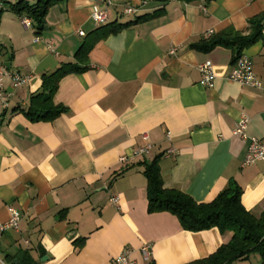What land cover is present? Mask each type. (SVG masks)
Here are the masks:
<instances>
[{
    "label": "crops",
    "instance_id": "1",
    "mask_svg": "<svg viewBox=\"0 0 264 264\" xmlns=\"http://www.w3.org/2000/svg\"><path fill=\"white\" fill-rule=\"evenodd\" d=\"M16 1L0 0V63L28 75L19 87L4 80L0 221L9 218L8 206L20 215L17 230L0 234L8 264H110L124 247L136 264H146L143 244L153 264H189L227 243L229 231H189L168 211H148L140 163L155 158L164 188L209 202L234 181L244 208L264 213V160L243 165L250 138L264 140V39L242 51L260 88L228 79L236 61L230 48L191 46L228 29L244 31L264 12V0H111L99 25L90 18L95 0H65L48 9L38 30L9 10ZM124 5L137 11L123 14ZM86 45L90 67L63 76L53 95L66 112L53 121L29 120L19 110L39 91L42 75L74 62ZM205 61L212 64V88L199 84L198 64ZM241 116L249 119L246 138L234 133ZM142 133L153 144L149 154L121 164L120 156L144 144ZM168 148L176 154L166 156ZM230 264L264 258L255 252Z\"/></svg>",
    "mask_w": 264,
    "mask_h": 264
},
{
    "label": "trees",
    "instance_id": "2",
    "mask_svg": "<svg viewBox=\"0 0 264 264\" xmlns=\"http://www.w3.org/2000/svg\"><path fill=\"white\" fill-rule=\"evenodd\" d=\"M63 1L65 0H36L30 3L27 0H17L10 3L9 10L21 18H28L30 24L38 30L44 24L48 9ZM158 1L164 4L169 0ZM181 1L191 3L211 0ZM162 9L163 7L151 14L139 16L133 21L119 24L110 31L126 28L155 17ZM260 39H264V12L249 18L244 31L228 29L212 34L191 46L203 51L217 46L230 48L235 61L244 48ZM91 47L92 45L80 47L73 56L74 62L62 63L55 70L44 73L39 91L31 96L28 106L19 111L31 121H53L65 113L64 106L54 104L53 95L63 76L71 72L80 73L90 67L88 53ZM4 111L2 109L0 112V125ZM140 164L143 166V174L147 180L148 211H168L174 214L185 230L201 231L217 227L221 233L229 231L232 234L230 240L220 245L212 254L189 264H230L244 260L255 252L264 258V213L255 216L244 208L241 203L242 190L234 181H230L226 188L211 201L197 202L180 190L163 187L157 158ZM150 264L153 263L150 262Z\"/></svg>",
    "mask_w": 264,
    "mask_h": 264
},
{
    "label": "built area",
    "instance_id": "3",
    "mask_svg": "<svg viewBox=\"0 0 264 264\" xmlns=\"http://www.w3.org/2000/svg\"><path fill=\"white\" fill-rule=\"evenodd\" d=\"M97 5L91 13V20L95 25L102 24L107 21L108 16L106 13V7L112 4L111 0H95ZM137 11V8L132 5H124L122 12L123 14H133ZM23 22L25 24H30V20L28 18H23ZM212 32H208L210 35ZM78 34L81 36L85 35L84 30H78ZM198 70L200 72V80L199 84L207 87H213L214 73L212 70V64L210 61H205L198 64ZM5 78H9L15 87L22 86L28 81V75L21 74L20 72L10 70L6 64L0 63V108L3 110L8 109L9 105V95L5 91L4 80ZM228 79L237 82L241 85H247L250 87L260 88L262 83L256 77L255 73L252 70V65L250 59L241 53L234 64V67L231 73L228 76ZM248 117L241 116L236 123L234 133L240 135L243 138L247 137L246 128L248 124ZM141 138L144 140V144L132 150L129 154H124L120 156L119 162L121 164L130 163L134 158L143 157L149 154L151 151L153 144L149 140V136L147 133H142ZM167 138L170 136L167 134ZM172 154H176L174 148H168L165 151L166 156H170ZM264 160V140L252 137L250 138V143L246 151V155L243 160V165H251L257 161ZM111 201L116 203L118 202V198L116 196L111 198ZM10 216L5 221H0V234L10 229H18V223L20 221V215L17 209L12 206L7 207ZM140 253L142 255L143 261L146 264H150L151 260V247L149 244H143L140 248ZM132 250L129 247H124V249L111 261L110 264H136L133 261L131 256ZM0 264H8L6 260L0 257Z\"/></svg>",
    "mask_w": 264,
    "mask_h": 264
},
{
    "label": "water",
    "instance_id": "4",
    "mask_svg": "<svg viewBox=\"0 0 264 264\" xmlns=\"http://www.w3.org/2000/svg\"><path fill=\"white\" fill-rule=\"evenodd\" d=\"M41 28V27H40Z\"/></svg>",
    "mask_w": 264,
    "mask_h": 264
}]
</instances>
